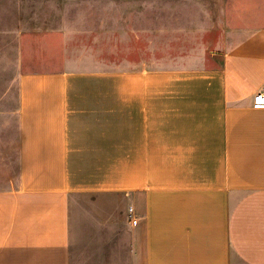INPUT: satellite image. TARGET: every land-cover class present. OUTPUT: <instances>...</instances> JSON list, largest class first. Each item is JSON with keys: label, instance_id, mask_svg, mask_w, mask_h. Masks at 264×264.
<instances>
[{"label": "crops", "instance_id": "1", "mask_svg": "<svg viewBox=\"0 0 264 264\" xmlns=\"http://www.w3.org/2000/svg\"><path fill=\"white\" fill-rule=\"evenodd\" d=\"M243 35L197 64L20 73L0 264H77L83 195L94 260L264 264V28Z\"/></svg>", "mask_w": 264, "mask_h": 264}, {"label": "rangeland", "instance_id": "2", "mask_svg": "<svg viewBox=\"0 0 264 264\" xmlns=\"http://www.w3.org/2000/svg\"><path fill=\"white\" fill-rule=\"evenodd\" d=\"M252 27L264 28V0H0V188L18 174L17 121L9 110L20 73L71 63L111 71L133 61L197 64ZM88 201L83 195L74 206L77 264H120L93 259L85 238Z\"/></svg>", "mask_w": 264, "mask_h": 264}, {"label": "built area", "instance_id": "3", "mask_svg": "<svg viewBox=\"0 0 264 264\" xmlns=\"http://www.w3.org/2000/svg\"><path fill=\"white\" fill-rule=\"evenodd\" d=\"M252 107L254 109H264V84L255 92L252 101ZM130 220L133 224H137V217L133 216V207H130Z\"/></svg>", "mask_w": 264, "mask_h": 264}]
</instances>
